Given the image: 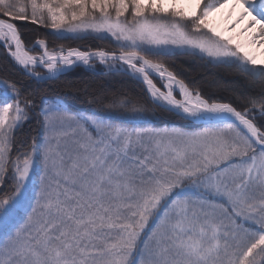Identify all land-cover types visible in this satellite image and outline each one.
Here are the masks:
<instances>
[{
    "label": "snow or ice",
    "instance_id": "6c2138e0",
    "mask_svg": "<svg viewBox=\"0 0 264 264\" xmlns=\"http://www.w3.org/2000/svg\"><path fill=\"white\" fill-rule=\"evenodd\" d=\"M0 50V264H264V0H0Z\"/></svg>",
    "mask_w": 264,
    "mask_h": 264
},
{
    "label": "trees",
    "instance_id": "16d2710c",
    "mask_svg": "<svg viewBox=\"0 0 264 264\" xmlns=\"http://www.w3.org/2000/svg\"><path fill=\"white\" fill-rule=\"evenodd\" d=\"M26 38L31 37L30 32L25 33ZM55 44L59 46L63 44L65 47H80L88 48L96 45L98 47H106L105 42L101 41H73V40H62L56 41ZM4 53L0 50V78L11 74L17 79H26L25 77L20 76L19 73L15 71L10 62L4 59ZM175 63L177 65V71L184 73L185 75L191 74L201 75L205 69L201 66L199 61H194L189 58L179 57L176 58ZM226 80L237 79L241 82L243 86V77H237L234 74L228 73L227 71L221 69L219 70ZM124 81L121 83V81ZM33 88L38 87L36 84H32ZM43 88L47 95L49 96H62L67 103L71 104L76 109L87 110L91 107L90 104L86 103V97L83 96V90L87 88L89 91H101L108 90V94H114V91L118 92L121 89L131 90L132 92L138 93L140 87L136 84L129 83L124 80L123 77L115 76L110 77L106 74H94L91 71H87L83 68H77L74 71L70 72L67 76L63 77L61 80L57 81L55 84L39 85ZM79 95V99L75 98ZM27 132L28 129L26 128Z\"/></svg>",
    "mask_w": 264,
    "mask_h": 264
},
{
    "label": "rangeland",
    "instance_id": "374dc122",
    "mask_svg": "<svg viewBox=\"0 0 264 264\" xmlns=\"http://www.w3.org/2000/svg\"><path fill=\"white\" fill-rule=\"evenodd\" d=\"M81 68H83V67H81ZM84 69V68H83ZM86 70V69H85ZM87 71H89V70H87Z\"/></svg>",
    "mask_w": 264,
    "mask_h": 264
}]
</instances>
